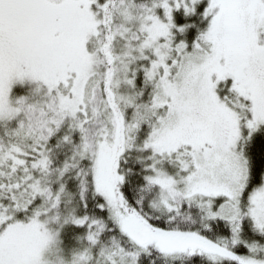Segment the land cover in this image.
I'll list each match as a JSON object with an SVG mask.
<instances>
[{"label": "snow or ice", "instance_id": "1", "mask_svg": "<svg viewBox=\"0 0 264 264\" xmlns=\"http://www.w3.org/2000/svg\"><path fill=\"white\" fill-rule=\"evenodd\" d=\"M0 264H264V0H0Z\"/></svg>", "mask_w": 264, "mask_h": 264}]
</instances>
